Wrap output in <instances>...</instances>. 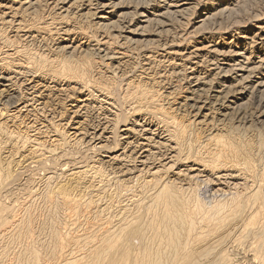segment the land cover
<instances>
[{
	"label": "rangeland",
	"instance_id": "rangeland-1",
	"mask_svg": "<svg viewBox=\"0 0 264 264\" xmlns=\"http://www.w3.org/2000/svg\"><path fill=\"white\" fill-rule=\"evenodd\" d=\"M98 1L0 0V264L139 263L166 180L189 252L264 264V0Z\"/></svg>",
	"mask_w": 264,
	"mask_h": 264
},
{
	"label": "bare ground",
	"instance_id": "bare-ground-1",
	"mask_svg": "<svg viewBox=\"0 0 264 264\" xmlns=\"http://www.w3.org/2000/svg\"><path fill=\"white\" fill-rule=\"evenodd\" d=\"M104 1H106L107 2V0H100V1H98V2H96V3H99V6H101V8L102 9H98L100 12H102V11H105L107 8H109V4H106V3H103ZM113 5V4H112ZM111 5V6H112ZM0 6H1V4H0ZM97 6V5H96ZM110 6V7H111ZM114 7V6H113ZM96 8V7H95ZM99 8V7H98ZM94 9V8H93ZM94 11H95V9H94ZM99 12V13H100ZM106 12V11H105ZM96 14V13H95ZM111 14V13H110ZM99 17V16H98ZM141 17H142V15H141ZM101 18H103V19H105V18H107V17H104V16H102ZM146 18V17H145ZM147 20H148V18H147ZM107 21V20H106ZM146 21V20H145ZM148 21H150V20H148ZM147 22V21H146ZM148 23V22H147ZM239 53V52H238ZM239 55V54H238ZM112 59V58H111ZM213 62V61H212ZM260 66V65H259ZM261 67V66H260ZM249 69V68H248ZM241 70V69H240ZM240 70H238V71H240ZM245 72H247V71H245ZM248 74V73H247ZM224 75V74H223ZM248 75H250V74H248ZM194 77V76H193ZM248 78H249V76H248ZM245 79V78H244ZM244 79L243 80H241V81H244ZM247 81V80H246ZM245 81V82H246ZM10 82V81H9ZM259 84H261V83H259ZM258 85V84H257ZM262 85V84H261ZM195 87V86H194ZM225 88H226V86H224ZM5 89H3L2 91H4ZM198 90V89H197ZM225 90V89H224ZM1 91V92H2ZM196 91V90H195ZM220 91H222L221 89H220ZM231 91V90H230ZM230 91H227L226 90V94H227V92H229V94L231 93ZM241 91V90H240ZM5 92V91H4ZM3 92V93H4ZM8 92V91H7ZM3 93H1V95L3 94ZM202 93V92H201ZM217 93V92H216ZM236 93H238V91L236 92ZM195 94V93H194ZM200 94V93H199ZM225 94V93H224ZM223 94V95H224ZM7 95V94H6ZM222 95V94H221ZM228 95V94H227ZM239 95V94H238ZM5 96V95H4ZM199 96V95H198ZM224 96H226V95H224ZM223 96V97H224ZM2 97V96H1ZM196 97V96H195ZM201 97V96H200ZM217 97V96H216ZM222 97V98H223ZM229 97V96H228ZM239 97V96H238ZM190 99V98H189ZM192 99V98H191ZM190 99V100H191ZM217 99H218V97H217ZM219 99H220V97H219ZM226 100V99H225ZM194 101H196V100H194ZM222 101V100H221ZM197 102V101H196ZM206 102V101H205ZM204 102V103H205ZM208 104V103H207ZM217 104V103H216ZM239 105V104H238ZM202 106V105H201ZM200 106V107H201ZM204 106V105H203ZM202 106V107H203ZM206 106V105H205ZM204 106V107H205ZM193 108V107H192ZM199 108V107H198ZM238 108V107H237ZM205 109V108H204ZM239 109V108H238ZM197 110H200V108L199 109H197ZM201 110H202V108H201ZM198 112V111H197ZM223 117H225V114H224V116ZM226 118V117H225ZM94 137H96V136H94ZM146 141H148V139L146 140ZM149 141H150V139H149ZM144 144H146V143H144ZM149 144H150V142H149ZM141 145H142V143H141ZM96 146V145H95ZM150 146H152V145H150ZM153 146H154V144H153ZM136 148V147H135ZM134 148V149H135ZM138 148H139V145H138ZM142 148V147H141ZM153 148H155V147H153ZM237 148V147H236ZM94 149V148H93ZM96 149V148H95ZM99 149V148H98ZM150 149V148H149ZM147 149L146 148V150H144V148H143V150H144V152L142 153V155H141V158H142V164L144 165V164H150V163H152L154 160L153 159H155L156 158V156H155V158H153V154L151 153L152 151V149ZM155 149H157V148H155ZM154 149V150H155ZM136 150H138V149H136ZM158 150V149H157ZM91 151V150H90ZM133 151H135V150H133ZM151 151V152H150ZM134 154H135V152H133ZM156 153V152H155ZM155 153H154V155H155ZM139 154V153H138ZM146 154V155H145ZM158 154V153H157ZM161 154V153H160ZM86 155V154H85ZM90 155V154H89ZM88 155V156H89ZM165 155V154H164ZM168 155V154H167ZM139 156H140V154H139ZM161 156V155H160ZM163 156V155H162ZM174 156V155H173ZM172 156V157H173ZM86 157V156H85ZM135 157H136V155H135ZM134 157V158H135ZM167 157V156H166ZM168 157H170V156H168ZM93 158V157H92ZM133 158V159H134ZM160 157H158V159H159ZM163 158H164V156H163ZM162 158V159H163ZM171 158V157H170ZM175 158H176V156H175ZM161 159V160H162ZM172 159V158H171ZM135 160H136V158H135ZM153 160V161H152ZM157 160V159H156ZM164 160V159H163ZM162 160V161H163ZM150 161H152V162H150ZM159 161V160H158ZM158 161H157V163H158ZM166 161V160H165ZM169 161V160H168ZM173 161V160H172ZM134 162V161H133ZM156 162V161H155ZM160 162V161H159ZM171 162V161H170ZM174 162V161H173ZM35 162H30L29 164H28V168H30L31 167V165H33ZM141 163V162H140ZM163 163V162H162ZM72 164V163H71ZM148 164V165H149ZM165 164H167V163H165ZM173 164V163H172ZM175 164H176V162H175ZM162 165H164V163L162 164ZM174 165V164H173ZM172 165V166H173ZM30 166V167H29ZM64 166V165H63ZM66 166V165H65ZM168 166V165H167ZM171 166V165H170ZM169 166V167H170ZM82 167V166H81ZM162 167V166H161ZM164 167V166H163ZM166 167V166H165ZM80 167H78V169H79ZM73 169H74V167H73ZM77 169V170H78ZM30 170V169H29ZM33 170V169H32ZM72 170V169H71ZM166 170V169H165ZM28 171V170H27ZM26 171V172H27ZM140 171H142V170H140ZM37 172V171H36ZM74 172H76V171H74ZM78 172V171H77ZM35 173V172H34ZM38 173V172H37ZM70 174V173H69ZM79 174V173H78ZM47 175V174H46ZM74 175V173L72 172V174H70L69 176H70V178H71V176H73ZM152 175H155V174H152ZM75 176V175H74ZM73 176V177H74ZM48 179L47 180H52L53 179V177H52V175H51V177L49 176V177H47ZM52 178V179H51ZM55 179V178H54ZM50 181H48V182H50ZM159 192H158V197H159V199L160 200H163L164 202L161 204L162 205V213H161V219H162V222H161V225H162V235H163V237L164 238H162V240L159 242L158 241V243L162 246V248L160 249V251H145V253H144V258H142V260H139V263H137V264H142V263H144V264H168V262H170V258L172 257L173 258V256L175 257V256H177V258H179L178 257V255L179 256H181V257H184V258H180V259H183L182 260V262H184V263H182L181 261V263L182 264H200V263H202L203 262V260H204V262L202 263V264H205V263H207V262H209V263H212V264H221V263H223V260H225L226 258L224 257V256H226V255H223L222 254V247H224V246H222L223 244H222V242L220 243V244H222L221 246L219 245V244H217V242L215 243V244H217V245H215V251H212L211 250V253H210V251L209 250H207V251H209V255L207 254H200V256H199V253L198 252H196V251H190L189 252V250H188V242H187V234H189L188 232H191L192 233V231H193V227H191V228H187V230L186 231H184L185 230V218H184V216H183V212H182V206H183V204L179 201V198H178V196H177V193L175 192V190L174 189H172V184H171V182L169 181V180H166V181H164V182H162V184L160 185V187H159V190H158ZM159 220V219H158ZM143 227H135V228H132V230L130 231V230H128L127 232H129L130 231V233H127V235L130 237L131 236V234L133 233V234H136L137 235V238H141V242H142V240H144V241H147L146 243H149L148 242V240H147V237H146V235H145V232H144V230L142 229ZM228 231V230H227ZM130 234V235H129ZM127 235H126V237H127ZM133 236H135V235H133ZM123 237H124V235H123ZM123 237H121V239L123 238ZM125 237V238H126ZM129 237L127 238V239H129ZM132 237V236H131ZM120 238V237H119ZM133 238V237H132ZM139 238V239H140ZM110 239V238H109ZM113 239V241H114V238H111V240ZM115 239H117V238H115ZM139 239H138V242H140L139 241ZM157 240H158V238H156ZM123 240H124V238H123ZM129 240H131V239H129ZM133 240V239H132ZM150 240V239H149ZM157 240H155L156 242H157ZM109 240H107V242H108ZM116 241V240H115ZM121 241V240H120ZM128 241V240H127ZM154 240L152 239V241L151 242H153ZM188 241H190V239L188 240ZM110 242V241H109ZM112 242V241H111ZM119 242V241H118ZM122 243H124V241H121ZM211 242V241H210ZM116 243V242H115ZM145 243V242H144ZM145 243V244H146ZM161 243H164L163 245L161 244ZM107 245H108V243H106ZM105 244V245H106ZM112 244V243H111ZM121 244V243H120ZM125 244H126V242H125ZM153 244V243H152ZM139 245V244H138ZM142 245H144V244H142ZM147 245V244H146ZM156 245V244H155ZM158 245V244H157ZM156 245V246H157ZM118 246H119V244H118ZM154 246V245H153ZM163 246H165L167 249L166 250H164V248H163ZM113 246H111V248H112ZM126 247V246H125ZM139 247H140V245H139ZM188 247V248H187ZM108 248H110V247H108ZM119 248V247H118ZM153 247H151V249H152ZM95 249V248H94ZM116 249V248H115ZM164 251H163V250ZM190 249V248H189ZM108 250V249H107ZM109 251V250H108ZM102 252V251H101ZM104 252V251H103ZM102 252V253H103ZM111 252H112V250H111ZM124 252V251H123ZM224 252V251H223ZM113 253H115V251H113ZM121 253H122V251H121ZM108 254V253H107ZM111 254V253H110ZM224 254H225V252H224ZM202 255V256H201ZM204 255V256H203ZM79 257H81V256H79ZM97 257H98V255H97ZM96 257V258H97ZM108 257V256H107ZM115 257H116V253H115ZM202 257H204V258H202ZM83 258V257H82ZM99 258V257H98ZM118 257H116V259H117ZM86 259V258H85ZM106 259V258H105ZM110 259V258H109ZM115 258H113V260H116ZM121 259V258H120ZM246 259H248V258H246ZM79 260V259H78ZM110 260H112V258L110 259ZM118 260H119V258H118ZM209 260V261H208ZM256 260V257H251L250 259H249V261H255ZM83 261V260H82ZM81 261V263H83ZM96 262L97 261H99V259L97 260H95ZM207 261V262H206ZM226 261V260H225ZM80 262V261H79ZM100 262H102V261H100ZM100 262H99V264H100ZM171 262H175V260L174 261H171ZM177 262V261H176ZM186 262V263H185ZM219 262V263H218ZM77 263H78V261H77ZM90 263V262H89ZM104 263V262H103ZM84 264V263H83ZM92 264V263H91ZM107 264V263H106ZM118 264H122L121 263V261L120 262H118ZM125 264H127V263H125ZM175 264H177V263H175ZM223 264H225V262L223 263Z\"/></svg>",
	"mask_w": 264,
	"mask_h": 264
}]
</instances>
